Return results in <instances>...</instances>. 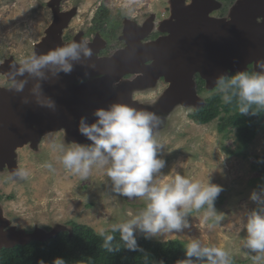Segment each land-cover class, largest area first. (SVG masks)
I'll return each instance as SVG.
<instances>
[{
  "label": "rangeland",
  "instance_id": "1",
  "mask_svg": "<svg viewBox=\"0 0 264 264\" xmlns=\"http://www.w3.org/2000/svg\"><path fill=\"white\" fill-rule=\"evenodd\" d=\"M48 1H0V62L10 57L18 61L34 52V46L46 36L45 29L53 20V14L46 5ZM169 1L61 0V7L64 11L78 7L77 15L66 31L75 34L93 24L92 19L101 5L106 6L114 18L144 21L155 16V19L162 20L163 16H167ZM187 3H191V0H187ZM2 75L5 76L0 73V82L6 78ZM163 89L164 86L160 84L136 98L144 103H152ZM210 94L202 92L201 96L206 98ZM191 112L187 107L178 106L170 114L162 116V123L155 130L158 139L165 144L160 155L166 165L161 171L165 179L180 173L201 184L210 181L221 186L215 208L223 214L224 219L209 227L212 221H205L203 210L193 212L188 217L191 227L179 233L148 239H179L186 244L196 238L206 245L224 248L233 262L264 264V260L254 262L252 256L256 254L249 253L240 243L246 234L242 231L244 214L258 207L250 200V195L264 186V178L252 169L253 156L264 152V128L242 155H231L228 150L239 146L235 130L222 134L219 131L220 119L200 125L190 118ZM65 132V128L46 131L36 145L26 144L16 151L15 168L28 170L29 178L26 181L7 179L12 170L0 163V215L12 228H35L50 232L69 228V222L73 221L87 225L98 233L100 228H107L112 222L135 215L144 206L142 200H129L113 193L102 171L93 170L87 179L66 171L57 159L58 153L51 150L49 141L54 139L66 147L75 143H91L68 140ZM246 152L248 156L244 155ZM45 162H52L55 171L50 172L42 167ZM136 235L144 237L141 233Z\"/></svg>",
  "mask_w": 264,
  "mask_h": 264
},
{
  "label": "water",
  "instance_id": "2",
  "mask_svg": "<svg viewBox=\"0 0 264 264\" xmlns=\"http://www.w3.org/2000/svg\"><path fill=\"white\" fill-rule=\"evenodd\" d=\"M60 3L61 0H51L48 4L54 21L36 45V52L77 42L85 44L92 54L90 57L82 55L74 62L70 74L61 72L43 83L44 95L55 101V112L37 104L36 97L29 91L32 80L22 93L11 87L0 88V163L11 170L15 168L16 151L26 144L36 145L46 131L65 128L68 140L92 143L79 132L81 117L91 124L96 120L97 109H107L114 103L127 104L161 118L178 106L199 109L205 101L197 93L195 75L205 81L207 90H213L221 75L247 71L250 65L255 70V62L264 59V0H236L223 18L211 16L222 8L217 0H191L189 4L187 0H170V17L160 22L159 27L167 36L143 43L153 30L155 16L143 26L125 20L122 39L127 46L109 57L98 56L106 46L99 36L92 42H86L82 35L71 42L64 41V31L77 15V9L61 12ZM150 61L152 63L147 64ZM12 62L2 64L0 72L7 76ZM127 74H135L137 78L114 90L112 83ZM96 75L103 78L90 84H77ZM162 77L169 87L153 105L133 99V92L140 90L142 84H150L152 89ZM24 97L29 101L26 104L22 102ZM4 225L0 221V249L33 240L44 242L66 229L50 232L36 229L27 233L15 227L5 231Z\"/></svg>",
  "mask_w": 264,
  "mask_h": 264
},
{
  "label": "clouds",
  "instance_id": "3",
  "mask_svg": "<svg viewBox=\"0 0 264 264\" xmlns=\"http://www.w3.org/2000/svg\"><path fill=\"white\" fill-rule=\"evenodd\" d=\"M232 5L227 7L228 12ZM223 8L224 3L221 10ZM91 54L85 44L77 42L42 53L32 52L9 64L7 76L11 90L22 93L32 80L34 83L29 91L36 97L37 104L55 112V101L44 95L43 83L50 76L56 77L61 72L70 74L74 62L79 61L82 55L90 57ZM215 84V93L224 104H235L239 114L256 115L264 112V59L255 62L254 71H241L232 76L221 75ZM213 90L206 89V92ZM197 93L202 97L198 90ZM22 102L28 103V98L24 97ZM94 116L96 120L91 124L87 123L85 117H81L79 122V132L91 144L75 143L66 147L53 139L49 141V146L58 153L59 163L71 174L87 179L93 170L102 171L113 193L129 200L144 202V206L135 215L99 229L98 235L103 240L104 249L109 252L119 249L113 245L116 233L125 248L135 250L138 247L137 233L152 238L182 232L191 227L188 217L193 212L203 210L205 221H212L209 227L224 219L223 214L215 208V200L222 191L221 186L210 181L201 184L180 173L165 179L161 170L166 161L160 155L165 144L155 133L162 123L160 116L138 111L123 103H114L107 109L99 108ZM42 167L50 172L55 171L52 162H45ZM17 178L28 180V170L23 167L12 169L7 179ZM250 200L258 207L244 214L242 231L246 234L240 243L249 253H255L252 259L259 262L264 260V186L259 191L254 190ZM184 249L186 259L178 264H233L228 251L215 245H206L200 239H190ZM53 264H65V261L56 258Z\"/></svg>",
  "mask_w": 264,
  "mask_h": 264
},
{
  "label": "trees",
  "instance_id": "4",
  "mask_svg": "<svg viewBox=\"0 0 264 264\" xmlns=\"http://www.w3.org/2000/svg\"><path fill=\"white\" fill-rule=\"evenodd\" d=\"M225 4L223 12L235 0H220ZM122 18L111 16L110 10L101 5L92 19L89 33L100 32L107 39H115ZM247 71H254L250 65ZM235 74V73H234ZM232 74V75H234ZM230 75V76H232ZM205 82L197 79L199 93L206 92ZM210 96L204 99L205 104L190 113V118L200 124L206 125L220 119L219 131L227 134L235 130L239 146L228 150L231 155H242L243 151L253 142L257 134L264 128V112L256 115H242L238 113L235 104H224L219 95L207 91ZM248 153H244L245 156ZM252 169L264 178V152L253 156ZM218 200H215V203ZM69 228L61 231L56 237L47 241H32L24 245L0 250V264H53L56 258H62L65 264H178L186 259L185 242L179 239L156 241L136 235L138 247L135 250L127 249L119 240L116 233L114 246L119 249L109 252L103 248V240L91 227L69 222ZM233 264H244L233 262Z\"/></svg>",
  "mask_w": 264,
  "mask_h": 264
},
{
  "label": "flooded vegetation",
  "instance_id": "5",
  "mask_svg": "<svg viewBox=\"0 0 264 264\" xmlns=\"http://www.w3.org/2000/svg\"><path fill=\"white\" fill-rule=\"evenodd\" d=\"M50 1L46 2V5H48L50 3ZM49 8H50V10H51V12L53 14V20L50 23V25L45 29V34H46V31L49 29V27L53 24V21H54V13H53V11H52L50 6H49ZM75 8L77 9V12H78V7L75 6ZM59 10L61 12L69 11V10L64 11L62 9V7H61V3L59 5ZM166 12H167V16H163L162 20L154 18V20H153V24H154L153 30H152L151 34L148 37H146L145 39L142 40L143 43L152 42V41L157 40L158 38H162V37L167 36V33H163V32H161L159 30L160 22H162V21H164V20H166V19H168L170 17V8L169 7H168V10ZM227 15H228V10L226 12H223V10H221V11H218L216 13L215 12L211 13V16H213L215 18H223V17H226ZM125 20H130V18H127V17L125 18L124 17L123 19H121V21H120L121 25H120V27L118 29V32L116 33V38L113 39V40L107 39L100 32L89 33V29L91 28V26L88 29H86L85 31L81 30L80 32L75 33V34H69L68 32H66L67 31L66 30V31H64L63 39H64L65 42H71L76 36L82 35L86 42H92L97 36H99L100 38H102L105 41L106 46H105L104 49H102L99 52L98 56L99 57H109V56H112L116 51L121 50L123 48H126V46H127L126 41L124 39H122L124 37ZM149 20H151V18ZM149 20L140 21L139 19H133L131 21L135 22L139 26H143L145 23H148ZM36 45L34 46V52H36ZM10 58H8V59H10L9 61H16L13 57H10ZM8 59H4L2 62H0V67H1L2 64L6 63L8 61ZM151 63L152 62L150 61L147 64H151ZM1 77H4V78L6 77V78L3 79L2 82H0V88H3V89L10 88L11 87V83L8 80V77L6 75L5 76L2 75ZM101 78H103V75H96V76H92L90 78H86V79H83L81 81H78L77 84H79V85L80 84H90V83H92L94 81L100 80ZM135 78H137V75H135V74H127V75L123 76L122 79L118 80L117 82L112 83L111 86H112V88L114 90L118 91L120 85L122 86L123 84H128V81H132ZM198 78H200V76L199 75H195L196 82H197ZM160 84H162L164 86V89H163L161 95L158 96L156 101H158V99L165 93V91L169 87V83H167L163 77L160 78L157 81L155 87L159 86ZM149 86H150V84H142L140 86V88H141L140 90L133 92V98L135 100H137L138 102L142 103V104L153 105L156 101H154L152 103H144L140 99L136 98L137 96H139L142 93H144V92L148 91L149 89H151V88H149ZM204 87H205V85H204ZM0 221H3V223L5 224L3 226L5 231L10 230L12 228V226H9L8 224H6L4 222L5 220H4V218L1 215H0ZM16 229L17 230H25L27 233H33L36 230L35 228L34 229H30V228H25V227L16 228Z\"/></svg>",
  "mask_w": 264,
  "mask_h": 264
}]
</instances>
